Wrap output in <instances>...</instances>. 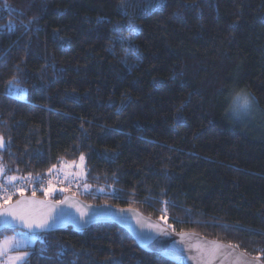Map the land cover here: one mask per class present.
<instances>
[{"label":"trees","instance_id":"1","mask_svg":"<svg viewBox=\"0 0 264 264\" xmlns=\"http://www.w3.org/2000/svg\"><path fill=\"white\" fill-rule=\"evenodd\" d=\"M129 19L142 56L133 72L105 51ZM0 29L5 178L31 174L40 182L28 195L60 200L63 169L83 155L84 200L135 207L264 260V0H0ZM234 87L258 100L243 122L225 115ZM49 180L57 192L45 197ZM40 237L28 264H184L111 223Z\"/></svg>","mask_w":264,"mask_h":264},{"label":"water","instance_id":"2","mask_svg":"<svg viewBox=\"0 0 264 264\" xmlns=\"http://www.w3.org/2000/svg\"><path fill=\"white\" fill-rule=\"evenodd\" d=\"M31 196L24 194L25 198ZM66 197L68 198L66 203L49 209L48 205H57L59 201L65 200ZM19 199H21L20 195L10 203L15 205ZM35 199L45 201V205H37V209L42 208L45 212L51 210L52 214L62 210L64 216L62 222L54 230L41 234L57 232L68 227L85 230L95 224L111 223L127 231L142 250L158 254L172 262L183 261L184 264H243V261H247V264H264V260L260 257L252 256L224 241L210 238L196 231H174L161 221L135 207H122L111 203L95 204L74 193H68L60 200L37 195ZM7 206L5 205V207ZM81 213L87 215L81 216ZM89 219H91V222L86 227L81 228L83 221ZM16 229L22 230L20 228ZM162 231L167 234H161ZM181 233L184 235L182 236ZM173 241H175V244H173ZM190 245L193 247H190ZM214 245H222L223 247L216 252H212ZM198 248L203 250V255L197 251ZM192 257H195V259ZM238 257H243V261L239 260Z\"/></svg>","mask_w":264,"mask_h":264},{"label":"snow or ice","instance_id":"3","mask_svg":"<svg viewBox=\"0 0 264 264\" xmlns=\"http://www.w3.org/2000/svg\"><path fill=\"white\" fill-rule=\"evenodd\" d=\"M154 4L156 7H160L162 4V0H154ZM4 8L9 12H14L15 10L10 8L7 3L4 4ZM99 23V21H98ZM134 30L139 31L133 26ZM7 30L9 33L15 31V25L10 22L7 25ZM3 29H0L2 32ZM61 46H63V42H61ZM10 85L15 84V78L12 81H9ZM4 147L3 139L0 137V148ZM36 155H41L40 153H36ZM84 156H80L81 162L84 161ZM52 169H49L51 172ZM5 173V168L2 163H0V175ZM67 178V174L65 176ZM25 177H17L15 175L7 176L5 182H0V230L9 229L11 231H15L16 228L22 229L19 233L14 236L6 237L3 241H0V256H6L5 264H28V258L32 254L29 249L34 248L35 242L38 240L42 243V239L40 237L41 233L49 232L54 230L55 227L62 222L64 219L62 210L57 212L56 214H52L51 210L45 212L43 209H37V205L44 206L45 201L37 200L36 190L33 189L32 196L25 198L24 191L21 187V182L25 181ZM29 182L39 183V179L33 181L31 174L27 178ZM89 186L85 185L87 189ZM11 189V191H10ZM45 197L50 196L51 194L57 192L56 186L53 184L51 180L48 181L47 187L41 189ZM19 192L21 199L17 200L15 205H12L10 201L12 200V195L15 192ZM67 191L66 188H59V192ZM68 198L65 200L59 201L57 205H48L49 209L56 208L59 204L66 203ZM5 205H8L5 207ZM87 215L86 213H81V216ZM91 222V219L84 220L81 224V228L86 227ZM155 227V226H154ZM161 234H167L165 232H161ZM183 236L184 234L181 233ZM175 244V241H173ZM190 247H193L190 245ZM222 245H214L212 252L218 251L222 248ZM44 249L41 248L40 254L44 255ZM65 249L61 248V251L56 253L57 256H63L65 254ZM199 253L203 255L202 249H197ZM9 252H19L20 255H7ZM195 259V257H192ZM239 260L243 261V257H238ZM243 264H247V261H243Z\"/></svg>","mask_w":264,"mask_h":264},{"label":"clouds","instance_id":"4","mask_svg":"<svg viewBox=\"0 0 264 264\" xmlns=\"http://www.w3.org/2000/svg\"><path fill=\"white\" fill-rule=\"evenodd\" d=\"M10 3L14 0H9ZM127 29L105 41V51L113 62L126 71L133 72L142 62V56L136 50L138 31L134 21L129 19ZM258 110L257 97L245 87H234L227 95L225 115L233 122H243L253 117Z\"/></svg>","mask_w":264,"mask_h":264},{"label":"rangeland","instance_id":"5","mask_svg":"<svg viewBox=\"0 0 264 264\" xmlns=\"http://www.w3.org/2000/svg\"><path fill=\"white\" fill-rule=\"evenodd\" d=\"M12 93L20 98H25L26 97V90L24 88V90H21L18 86H13L12 88ZM2 137V136H0ZM3 139V137H2ZM3 144L5 146V140L3 139ZM4 148V147H2ZM0 148V150L2 149ZM0 163L3 164L2 161V157L0 156ZM85 159L83 162L78 161V162H74V163H70L69 165H71V167H69V169L64 168L63 169V174H61V178H63L64 180H68L71 179V181L67 182L66 181H61L62 183H57L58 187L61 188H66L67 191H65L66 193H74V194H91L92 191L90 188H85V185L83 184V181L85 180ZM4 166V164H3ZM5 168V167H4ZM66 169V170H65ZM67 174V178H65ZM5 175H0V182H5L6 179L4 177ZM65 182V183H64ZM44 184H48V181H45ZM84 185V186H83ZM49 197V196H48ZM22 230L16 229L13 232H10L8 234H6L0 241H3L6 237H11L16 235L17 233H19ZM21 253L19 252H9L7 253V255H20ZM0 261L1 264H5L6 261V256H0Z\"/></svg>","mask_w":264,"mask_h":264},{"label":"built area","instance_id":"6","mask_svg":"<svg viewBox=\"0 0 264 264\" xmlns=\"http://www.w3.org/2000/svg\"><path fill=\"white\" fill-rule=\"evenodd\" d=\"M32 186H34V183H32V182H29V181L28 182L27 181L21 182V187L23 188L24 194H28V191L30 190V187H32ZM36 186H37V184H36ZM10 191H11V189H10ZM15 194H19V192L17 191V192H15ZM0 264H1V261H0Z\"/></svg>","mask_w":264,"mask_h":264}]
</instances>
